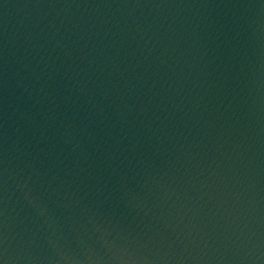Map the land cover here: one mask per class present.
Here are the masks:
<instances>
[{"label": "water", "instance_id": "obj_1", "mask_svg": "<svg viewBox=\"0 0 264 264\" xmlns=\"http://www.w3.org/2000/svg\"><path fill=\"white\" fill-rule=\"evenodd\" d=\"M2 264H264V0H0Z\"/></svg>", "mask_w": 264, "mask_h": 264}, {"label": "snow or ice", "instance_id": "obj_2", "mask_svg": "<svg viewBox=\"0 0 264 264\" xmlns=\"http://www.w3.org/2000/svg\"><path fill=\"white\" fill-rule=\"evenodd\" d=\"M0 264H2V262H0Z\"/></svg>", "mask_w": 264, "mask_h": 264}]
</instances>
